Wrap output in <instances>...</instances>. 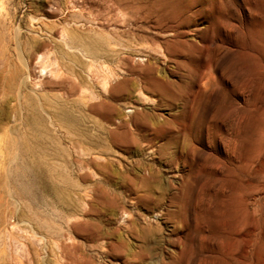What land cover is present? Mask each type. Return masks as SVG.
Masks as SVG:
<instances>
[{"label":"rangeland","instance_id":"rangeland-1","mask_svg":"<svg viewBox=\"0 0 264 264\" xmlns=\"http://www.w3.org/2000/svg\"><path fill=\"white\" fill-rule=\"evenodd\" d=\"M0 264H264V0H0Z\"/></svg>","mask_w":264,"mask_h":264},{"label":"bare ground","instance_id":"bare-ground-1","mask_svg":"<svg viewBox=\"0 0 264 264\" xmlns=\"http://www.w3.org/2000/svg\"><path fill=\"white\" fill-rule=\"evenodd\" d=\"M114 2V1H113ZM115 4V3H114ZM139 41V40H138ZM127 43V42H126ZM130 44V43H129ZM132 44V43H131ZM128 47V46H127ZM129 48L133 51V52H136L138 54H148V50L145 49L144 45L141 43V42H137L135 45H129ZM137 84H140V85H143L145 86V84H149L148 82H152L154 84H157V85H163L167 82V79H165L164 77H147V80L145 79L144 80V77H137ZM135 84V83H133ZM136 85V84H135ZM153 85V84H152ZM150 126L153 128V129H161L163 128V126L165 125V121H160L156 116H153L151 117L150 119ZM143 135V134H142ZM147 136V135H146ZM144 139V138H143ZM149 139V138H148ZM177 156V155H176ZM173 157V156H172ZM171 158V157H170ZM174 158V157H173ZM172 158V160H173ZM179 158V157H178ZM169 160V158H168ZM172 162V161H171ZM106 164V163H105ZM99 165V164H98ZM146 165V164H145ZM144 165V166H145ZM102 166V165H101ZM111 166V165H110ZM106 167H109L108 164H106ZM146 167V166H145ZM100 168V167H99ZM148 169V174L147 175H141V184H140V187L142 188H146L147 191H150V189L153 188L152 184H151V178L156 176L155 172L153 171V168L150 166L147 168ZM108 174H110V172H108ZM137 176V175H136ZM139 177V176H138ZM125 184V183H124ZM129 185H132V186H135V183L134 182H131ZM157 185V184H156ZM161 185V184H160ZM102 188V187H101ZM98 187V192L102 191L103 189H101ZM97 191V190H96ZM103 192V191H102ZM109 199V198H108ZM107 199V200H108ZM148 236V235H147ZM146 237V236H145ZM124 242V241H122ZM125 244V242H124ZM121 245V244H120ZM123 245V244H122Z\"/></svg>","mask_w":264,"mask_h":264}]
</instances>
